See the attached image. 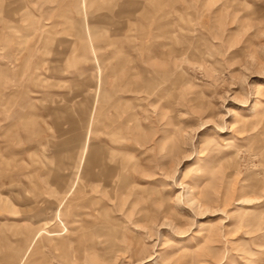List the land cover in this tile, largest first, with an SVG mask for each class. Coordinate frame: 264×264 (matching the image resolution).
Here are the masks:
<instances>
[{
    "label": "rangeland",
    "instance_id": "1",
    "mask_svg": "<svg viewBox=\"0 0 264 264\" xmlns=\"http://www.w3.org/2000/svg\"><path fill=\"white\" fill-rule=\"evenodd\" d=\"M0 264H264V0H0Z\"/></svg>",
    "mask_w": 264,
    "mask_h": 264
},
{
    "label": "bare ground",
    "instance_id": "2",
    "mask_svg": "<svg viewBox=\"0 0 264 264\" xmlns=\"http://www.w3.org/2000/svg\"><path fill=\"white\" fill-rule=\"evenodd\" d=\"M85 150H86V151L84 152V156L87 155V157H88V162H89L88 164H90V161H91V160H89V159H90V156H91V154H92V151H90V149H89L88 147L85 148ZM84 156H83V157H84ZM37 236H38V235H37Z\"/></svg>",
    "mask_w": 264,
    "mask_h": 264
},
{
    "label": "crops",
    "instance_id": "3",
    "mask_svg": "<svg viewBox=\"0 0 264 264\" xmlns=\"http://www.w3.org/2000/svg\"><path fill=\"white\" fill-rule=\"evenodd\" d=\"M91 161H92V160H91ZM91 161H90V162H91ZM58 211H60V209H58Z\"/></svg>",
    "mask_w": 264,
    "mask_h": 264
}]
</instances>
